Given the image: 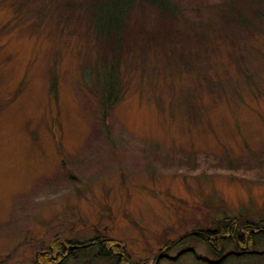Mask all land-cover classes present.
Wrapping results in <instances>:
<instances>
[{
	"label": "rangeland",
	"instance_id": "rangeland-1",
	"mask_svg": "<svg viewBox=\"0 0 264 264\" xmlns=\"http://www.w3.org/2000/svg\"><path fill=\"white\" fill-rule=\"evenodd\" d=\"M172 1L175 16L134 6L119 53L93 31L97 0H0V264H35L56 236L113 238L126 264L255 260L166 245L225 216L264 225V20ZM118 58L106 107L90 70ZM69 246L54 255L82 264Z\"/></svg>",
	"mask_w": 264,
	"mask_h": 264
},
{
	"label": "trees",
	"instance_id": "trees-1",
	"mask_svg": "<svg viewBox=\"0 0 264 264\" xmlns=\"http://www.w3.org/2000/svg\"><path fill=\"white\" fill-rule=\"evenodd\" d=\"M263 1L256 0V3L261 2L260 4H262ZM138 3L157 6L168 15L175 16L177 14L178 6L172 0H97L90 14L94 23L93 31L96 37L114 42L119 53L124 51V35L129 29L133 7ZM238 3L235 6H230L235 11L232 13V17L237 25H240L241 21L251 22L250 19H247L249 18V14H253L256 17L259 16L264 20V3L255 6L251 2L245 5L242 0ZM227 15H230L229 11ZM118 60L107 62L106 65L101 67L102 70H90L91 73L97 72L98 74L95 78L103 83L104 106H111L114 101L120 99L118 78L120 75L121 61L120 58ZM90 75L88 78L92 77V74ZM263 227L264 225L254 220H246L243 222L239 216H225L218 222L216 228L193 231L188 233L180 242H184L189 237L202 239L207 242L208 246L213 249L217 256L224 249L231 247L226 254H222V262L228 261L229 259L227 258L230 257L248 258L254 256L255 260L251 261V264H260L259 262L264 260V250L258 251L256 247L264 242ZM68 243L69 241L66 243V241L56 236L50 245L52 252L50 250H43L42 253L37 255L35 264H65L69 255L65 256L62 253L54 257V254L60 251L67 252L66 248L69 246ZM73 245H77L78 247H72L69 254L75 261L82 259V264H126L129 260V254L126 252V249L110 237L96 236L90 241L75 242ZM187 251L190 252V250H184L180 253L179 257ZM165 258L171 259L172 257L162 254L158 263L160 264V260ZM173 259H177V257L175 256ZM202 259L212 263L210 259H205V257ZM140 264L152 263L142 262Z\"/></svg>",
	"mask_w": 264,
	"mask_h": 264
},
{
	"label": "water",
	"instance_id": "water-1",
	"mask_svg": "<svg viewBox=\"0 0 264 264\" xmlns=\"http://www.w3.org/2000/svg\"><path fill=\"white\" fill-rule=\"evenodd\" d=\"M169 247H170V246H169ZM169 247H168V248H169ZM168 248H167V249H168ZM160 256H161V255H159L158 258H159ZM158 258H157V259H158Z\"/></svg>",
	"mask_w": 264,
	"mask_h": 264
}]
</instances>
